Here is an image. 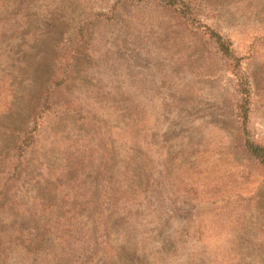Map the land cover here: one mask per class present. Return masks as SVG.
Returning a JSON list of instances; mask_svg holds the SVG:
<instances>
[{"label": "rangeland", "instance_id": "rangeland-1", "mask_svg": "<svg viewBox=\"0 0 264 264\" xmlns=\"http://www.w3.org/2000/svg\"><path fill=\"white\" fill-rule=\"evenodd\" d=\"M179 2L0 0L1 248L48 222L92 244L86 264H264L236 119L248 86L264 147V0ZM55 238L4 264H46Z\"/></svg>", "mask_w": 264, "mask_h": 264}, {"label": "trees", "instance_id": "trees-1", "mask_svg": "<svg viewBox=\"0 0 264 264\" xmlns=\"http://www.w3.org/2000/svg\"><path fill=\"white\" fill-rule=\"evenodd\" d=\"M149 0H126V2L142 3ZM158 6L163 5L165 7H178L180 6V0H152ZM200 26H197L199 28ZM210 37L214 39L217 44L219 52L224 56L229 57L230 52L227 48V45L222 37L218 34H215L210 30L208 32ZM245 84L244 86H246ZM243 86V87H244ZM250 90L247 88H242L241 94L243 95V100L241 101L238 111L236 112L237 119V133L240 136L241 150L256 163V165L264 170V147L256 144L250 137L247 129V121L250 110V99L251 94ZM72 219V218H70ZM66 225L54 227L49 225L48 222L41 229V233L33 234L31 231H23L22 233H16L13 238H10L6 244L11 246L5 250L0 247V264H4L7 259H5V254L7 250L15 249V246L20 247L25 253V257H34L37 255L42 256L48 253V242L46 241L49 238L53 237V234L56 233L55 241L60 242V245L57 247L56 255L57 257L53 260L46 262V259H43L46 264H86L94 256L92 244H83L81 240H75L72 243V240L76 238L73 230H63L61 232H56V229L60 231L61 228H64ZM70 224H68V227ZM45 227V228H44ZM78 235V234H77ZM2 243V242H1ZM16 247V248H17Z\"/></svg>", "mask_w": 264, "mask_h": 264}]
</instances>
